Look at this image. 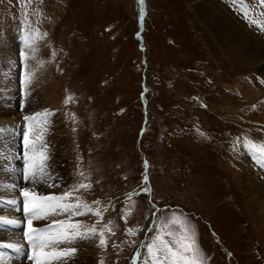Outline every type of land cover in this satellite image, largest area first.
Listing matches in <instances>:
<instances>
[{"label": "rangeland", "instance_id": "1", "mask_svg": "<svg viewBox=\"0 0 264 264\" xmlns=\"http://www.w3.org/2000/svg\"><path fill=\"white\" fill-rule=\"evenodd\" d=\"M140 7L141 45L133 34ZM210 8L226 24L210 26ZM225 25L231 31L222 40L217 30ZM239 34L253 46L243 57L248 68L228 55ZM44 112L48 178L29 184L15 142L31 123L24 117ZM9 124L18 134L12 157L0 145V200L18 202V190L29 187L42 195L72 192L66 203L93 209L33 221L43 229L55 221L97 229L57 245L76 249L61 264H127L138 246L137 264H144L142 243L173 213L195 230L205 264H264V156L248 146L264 145L262 0H0L3 144ZM12 211L0 206L1 217L16 221L0 228V241L20 251L8 248L0 264H32L27 253L20 257L27 239ZM101 230L106 247L99 246Z\"/></svg>", "mask_w": 264, "mask_h": 264}, {"label": "snow or ice", "instance_id": "2", "mask_svg": "<svg viewBox=\"0 0 264 264\" xmlns=\"http://www.w3.org/2000/svg\"><path fill=\"white\" fill-rule=\"evenodd\" d=\"M47 116L48 113L44 112L24 117L26 121L31 122L23 137L25 149L23 179L29 184L44 183L48 178L47 161L49 157L46 144L43 141L48 122ZM248 146L264 156V145L257 148L249 141ZM90 187L91 185H79V189ZM76 190L78 189L73 191ZM72 195V192H66L59 196L42 195L38 194L34 188L24 187L20 189V196L23 197L22 210L26 216V230L23 234L30 245V254L27 259L32 264H61V262L74 255L76 249H60L57 245L72 243L77 239H87L90 236L97 235L95 226L82 229L79 223L69 221H55L44 229L33 227L34 220L46 219L53 214L70 213L71 216H79L93 213V209L83 202L66 203ZM11 203H16V201H11ZM96 203H99V201ZM94 214L101 216L99 210H96ZM0 222L16 223V221H8L2 217H0ZM171 225H179V231L173 230ZM105 230L114 234L107 224ZM128 231L130 234L135 235L132 229H128ZM98 234L100 236L99 246L106 247L107 239L104 236V230H101ZM142 246L147 249V258L144 260V264H205L203 254L196 241L195 230L186 220L181 219L175 213L172 214L167 223H162L157 227L155 234L151 237V242ZM0 247L14 248L16 251H20V248L14 244H0ZM135 259H139V253H137Z\"/></svg>", "mask_w": 264, "mask_h": 264}, {"label": "bare ground", "instance_id": "3", "mask_svg": "<svg viewBox=\"0 0 264 264\" xmlns=\"http://www.w3.org/2000/svg\"><path fill=\"white\" fill-rule=\"evenodd\" d=\"M197 2V1H196ZM192 4V3H191ZM206 4H207V2H203V3H201V7H202V9H204V6L206 7ZM199 10V9H198ZM207 10V13L204 15L205 17H206V19H207V22L210 24V26H212V24H213V22H216L215 24H221V27H222V24H224L225 22H223V21H221L219 18H218V12L217 11H213L211 8L208 10V9H206ZM202 16V15H201ZM209 16H211L212 17V20L210 19V17ZM209 20H211V21H209ZM224 21H226L227 23H229V27L230 28H236L235 26H233L232 25V23L228 20L227 21V19H224ZM226 24V23H225ZM214 25V24H213ZM226 27H224V28H221V29H223L224 30V32H219L218 30H217V33H218V35L222 38V40H223V36L221 35V34H228V32H230L231 30H229V28H228V26L227 25H225ZM237 29V28H236ZM241 34V33H240ZM240 34L239 35H237L236 36V41H234V43L232 42L231 44H228V47H227V49L228 48H230V50H228L229 51V54L227 53V50H226V53L235 61V62H237L238 63V67L239 66H241V67H243V68H245V67H247L248 68V65H250L249 64V62H247V61H244L243 60V57L246 55V53H245V51H247V52H249L250 50L251 51H253V46H251V45H249V42H242L243 41V39L241 38V36H240ZM240 38V39H239ZM218 40V39H217ZM248 40V39H247ZM25 67V66H24ZM29 67V66H28ZM243 70V69H242ZM245 70V69H244ZM239 88V91L241 90H245V91H249L248 90V87H247V89H245L244 88V86H242V87H238ZM245 91H244V93H245ZM247 94V93H246ZM245 95V94H244ZM246 96V95H245ZM254 97V96H253ZM22 99H24V102L25 103H27L28 104V100H27V98L26 97H24V93H23V88H22ZM24 102H22V103H24ZM21 103V104H22ZM33 112H36V111H33ZM15 127V126H14ZM20 127V126H19ZM12 128H13V125H11V124H9V126H8V130H7V133H6V136H5V139H6V142H5V144H3L1 141H0V145H1V148H5V147H7L8 148V152H9V154H10V151H12V148H11V139H12V137L14 138V136H16L17 134H18V129H17V133H16V131H15V128H13V132H12ZM21 134H23V131L21 132ZM16 144H17V151H16V149H15V152H16V161L18 162V167H19V170L21 171V169H22V167H21V165H22V163H21V158H20V155H19V149H20V147H19V141H17V142H15ZM4 157L6 158V163H11V160L9 159V156L8 157H6L5 155H4ZM10 157H12L11 156V154H10ZM146 164H148V162H146ZM148 166V165H147ZM146 174H147V170H146V172H145ZM47 181V180H46ZM1 183V182H0ZM4 190V189H3ZM18 192H19V190H18ZM3 193H5V194H7V195H9V194H11V188L9 189V190H7V191H3ZM12 197H9V199L8 200H12L11 199ZM17 198H18V193H17ZM3 204H1L0 206L1 207H5V208H7V209H10V210H14L15 211V208H16V205H17V203H11V202H4L3 200H0ZM16 209H18V210H20L21 211V208H20V203H18V208H16ZM14 211H12V212H14ZM259 211H261V212H263L264 213V208L262 207V206H260L259 207ZM15 213H16V211H15ZM10 216L12 215L11 213H8ZM16 215H17V213H16ZM18 217L20 218V220H21V223L23 224L24 223V220H25V218L24 217H20V215H18ZM151 220V219H150ZM9 221H12V220H9ZM154 221V220H153ZM152 221V222H153ZM14 223H5V222H0V228L1 229H7L8 231L11 229V227H12V225H13ZM150 225V223H147V225H146V227L142 230V232H141V235H140V237H141V241H143V236H144V232L146 231V229L148 228V226ZM26 247H27V245H25ZM28 247H29V245H28ZM23 253H27V250H24V252H22V254L20 255V257L23 255ZM10 255H13V254H10ZM0 256H3V257H6L5 258V260H8V255H7V253H6V251L4 252V253H0Z\"/></svg>", "mask_w": 264, "mask_h": 264}, {"label": "water", "instance_id": "4", "mask_svg": "<svg viewBox=\"0 0 264 264\" xmlns=\"http://www.w3.org/2000/svg\"><path fill=\"white\" fill-rule=\"evenodd\" d=\"M142 6H144V5H142ZM143 72H144V70H143ZM144 78H145V77L143 76V81H144Z\"/></svg>", "mask_w": 264, "mask_h": 264}, {"label": "crops", "instance_id": "5", "mask_svg": "<svg viewBox=\"0 0 264 264\" xmlns=\"http://www.w3.org/2000/svg\"><path fill=\"white\" fill-rule=\"evenodd\" d=\"M0 140H1V138H0ZM12 140H13V137H12Z\"/></svg>", "mask_w": 264, "mask_h": 264}]
</instances>
